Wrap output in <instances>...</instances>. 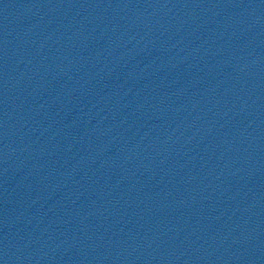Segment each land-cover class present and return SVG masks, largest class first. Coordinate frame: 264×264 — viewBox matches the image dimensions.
Listing matches in <instances>:
<instances>
[{
	"label": "water",
	"instance_id": "95a60500",
	"mask_svg": "<svg viewBox=\"0 0 264 264\" xmlns=\"http://www.w3.org/2000/svg\"><path fill=\"white\" fill-rule=\"evenodd\" d=\"M0 264H264V0L1 3Z\"/></svg>",
	"mask_w": 264,
	"mask_h": 264
}]
</instances>
